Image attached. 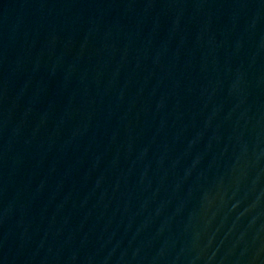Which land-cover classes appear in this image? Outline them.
Segmentation results:
<instances>
[{
  "label": "water",
  "instance_id": "water-1",
  "mask_svg": "<svg viewBox=\"0 0 264 264\" xmlns=\"http://www.w3.org/2000/svg\"><path fill=\"white\" fill-rule=\"evenodd\" d=\"M0 264H264V0H0Z\"/></svg>",
  "mask_w": 264,
  "mask_h": 264
}]
</instances>
